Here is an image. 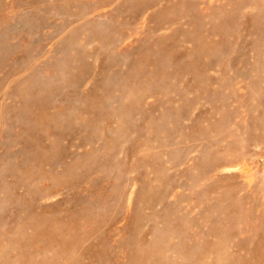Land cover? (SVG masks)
I'll return each instance as SVG.
<instances>
[{"label":"rangeland","instance_id":"rangeland-1","mask_svg":"<svg viewBox=\"0 0 264 264\" xmlns=\"http://www.w3.org/2000/svg\"><path fill=\"white\" fill-rule=\"evenodd\" d=\"M0 264H264V0H0Z\"/></svg>","mask_w":264,"mask_h":264}]
</instances>
